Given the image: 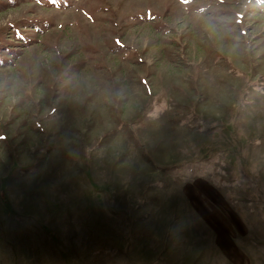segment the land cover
<instances>
[{
    "label": "rangeland",
    "instance_id": "rangeland-1",
    "mask_svg": "<svg viewBox=\"0 0 264 264\" xmlns=\"http://www.w3.org/2000/svg\"><path fill=\"white\" fill-rule=\"evenodd\" d=\"M0 264H264V0H0Z\"/></svg>",
    "mask_w": 264,
    "mask_h": 264
}]
</instances>
